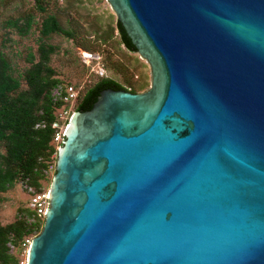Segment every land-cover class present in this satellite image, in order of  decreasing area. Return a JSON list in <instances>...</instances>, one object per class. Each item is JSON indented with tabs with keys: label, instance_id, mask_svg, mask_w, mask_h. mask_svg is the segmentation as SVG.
<instances>
[{
	"label": "water",
	"instance_id": "water-1",
	"mask_svg": "<svg viewBox=\"0 0 264 264\" xmlns=\"http://www.w3.org/2000/svg\"><path fill=\"white\" fill-rule=\"evenodd\" d=\"M151 70L72 114L26 264H264V0H108Z\"/></svg>",
	"mask_w": 264,
	"mask_h": 264
},
{
	"label": "rangeland",
	"instance_id": "rangeland-1",
	"mask_svg": "<svg viewBox=\"0 0 264 264\" xmlns=\"http://www.w3.org/2000/svg\"><path fill=\"white\" fill-rule=\"evenodd\" d=\"M45 7V11H40L35 0H0V51L7 55L10 72L20 80L21 89L28 87L26 73L32 66L31 59L39 60L41 45L54 48L48 66L54 70V77L62 81L59 83H73L80 91L72 112L77 110L87 89L102 78L114 79L136 92L150 87V66L137 51L123 44L117 15L108 0H45ZM50 14L57 18L62 30L44 36L42 21ZM30 15L32 26L27 33L8 24L11 19L22 24ZM85 52L94 57L86 60ZM62 108L58 107L56 114ZM0 151L5 152L3 144ZM55 161L54 152L49 162ZM53 174L54 171L46 174V188ZM28 199L20 181L0 191V223L15 222L19 209L28 207Z\"/></svg>",
	"mask_w": 264,
	"mask_h": 264
},
{
	"label": "trees",
	"instance_id": "trees-1",
	"mask_svg": "<svg viewBox=\"0 0 264 264\" xmlns=\"http://www.w3.org/2000/svg\"><path fill=\"white\" fill-rule=\"evenodd\" d=\"M40 11H45V0H35ZM11 26H17L21 33H27L32 26V16H28L22 24L18 20L8 21ZM117 27L125 46L136 51L132 39L122 23L118 20ZM62 30L54 15H48L42 21L41 32L44 36ZM69 34V33H68ZM52 46H40V57L31 59L32 66L26 73L28 87L21 89L20 80L10 72L7 55L0 51V144L5 152L0 151V191H5L24 177H30L32 184L39 189L47 177L46 170L52 154L56 151L53 143L56 120V109L61 103L54 102L51 90L60 81L54 77V70L48 66ZM70 83V82H67ZM126 89L121 83L111 78H102L87 89L81 97L77 110L90 109L105 88ZM44 124V125H43ZM33 211L27 208L19 209L15 222L8 225L0 223V262L16 264L21 242L26 235L35 230L40 232L42 224L30 221ZM12 241L17 250L11 253L8 243Z\"/></svg>",
	"mask_w": 264,
	"mask_h": 264
},
{
	"label": "built area",
	"instance_id": "built-area-1",
	"mask_svg": "<svg viewBox=\"0 0 264 264\" xmlns=\"http://www.w3.org/2000/svg\"><path fill=\"white\" fill-rule=\"evenodd\" d=\"M94 57L93 54L85 52L84 58L90 60ZM79 89L73 83H57L53 86L51 90V96L56 103H61L63 111L56 114V120L52 123L53 128H55L54 140L57 156V151L61 145L62 134L72 116V104H74L79 96ZM59 106V107H61ZM69 106V107H68ZM44 125V124H43ZM55 172V163H50L46 174L49 172ZM21 187L28 193V207L33 211V214L30 216L31 222H36L37 224H42L44 222L46 212L49 204V187L46 188L45 182L37 189L33 184L31 178L24 177L20 180ZM39 232L35 230L32 234L26 235L21 242V249L18 253V262L16 264H26V257L29 251L31 241L34 236ZM8 247L11 253H15L17 250L16 245L10 241ZM0 264H5L0 262Z\"/></svg>",
	"mask_w": 264,
	"mask_h": 264
},
{
	"label": "bare ground",
	"instance_id": "bare-ground-1",
	"mask_svg": "<svg viewBox=\"0 0 264 264\" xmlns=\"http://www.w3.org/2000/svg\"><path fill=\"white\" fill-rule=\"evenodd\" d=\"M29 249V248H28Z\"/></svg>",
	"mask_w": 264,
	"mask_h": 264
}]
</instances>
